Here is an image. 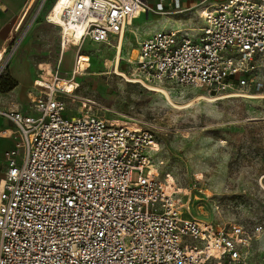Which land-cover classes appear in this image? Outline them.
<instances>
[{"label":"built area","instance_id":"built-area-1","mask_svg":"<svg viewBox=\"0 0 264 264\" xmlns=\"http://www.w3.org/2000/svg\"><path fill=\"white\" fill-rule=\"evenodd\" d=\"M168 3L176 10L167 11ZM196 5L201 25L149 34L125 60L131 75L148 89L195 87L220 96L248 88L258 96L264 90L255 79L264 59V0ZM191 8H183V0H75L73 21L88 26L77 42L70 34L68 44L111 45L143 14ZM63 21L71 23L65 15ZM4 57L0 94L14 87ZM59 83L58 72L35 81L33 115L0 109L24 145L21 160L17 148L10 151L1 185L0 264H253L263 224L250 231L188 215L152 174L156 134L137 119L64 116V96L71 93Z\"/></svg>","mask_w":264,"mask_h":264},{"label":"rangeland","instance_id":"rangeland-1","mask_svg":"<svg viewBox=\"0 0 264 264\" xmlns=\"http://www.w3.org/2000/svg\"><path fill=\"white\" fill-rule=\"evenodd\" d=\"M53 1L45 2L35 24L28 23L31 18L21 23L2 61L9 74L26 67L36 80L42 76L52 80L56 72L62 81L73 79L71 94L64 96V116L68 118L90 112L115 121L140 120L156 134L151 152L153 176L188 215L217 224H240L250 231L264 225V90L254 94L258 96L248 93V88L213 96L202 88L163 86L169 99L114 72L120 55L119 69L135 78L125 60L149 34L200 26L201 9L196 5L200 0H184L187 4L183 8H193L183 12L143 14L135 19L125 30L120 54L118 37H114L111 45L89 41L82 47L67 44L63 56L62 31L46 20ZM37 2L36 8L42 4ZM166 6L169 12L176 10L171 3ZM80 55L86 59L74 74ZM259 64L255 79L264 83V59ZM17 151L21 160L24 145H17ZM9 153L0 155V175ZM138 174L133 172V181ZM252 263L264 264V230L253 242Z\"/></svg>","mask_w":264,"mask_h":264},{"label":"crops","instance_id":"crops-1","mask_svg":"<svg viewBox=\"0 0 264 264\" xmlns=\"http://www.w3.org/2000/svg\"><path fill=\"white\" fill-rule=\"evenodd\" d=\"M38 0H1L0 7V60L5 52L10 48L12 42L16 39V34L23 21L27 22L29 18L31 24L37 19L39 12L43 9V5L47 0H41L44 4L36 8ZM55 0L53 1V3ZM52 3V5H53ZM183 0V6H186ZM50 6V8L52 7ZM36 8V9H35ZM49 8V10H50ZM48 10V12H49ZM47 12V13H48ZM36 22V21H35ZM34 22V24H35ZM23 33V32H22ZM68 44V42H67ZM68 45H61V56L64 55ZM11 79L16 83L12 90L5 91L0 94V109H15L26 115L35 114L32 107V99L35 94V81L32 72L26 67L19 68L16 73L10 72ZM22 144V138L19 129L9 119L0 115V155H4L7 151L17 148ZM7 166V165H6ZM6 170V167H5ZM0 175V184L4 179V172Z\"/></svg>","mask_w":264,"mask_h":264},{"label":"bare ground","instance_id":"bare-ground-1","mask_svg":"<svg viewBox=\"0 0 264 264\" xmlns=\"http://www.w3.org/2000/svg\"><path fill=\"white\" fill-rule=\"evenodd\" d=\"M74 1L75 0H55V2L53 3L52 7L50 8L49 12L47 13V15H49V20H47L50 24L59 27L61 29V24L65 25L64 21H63V16L65 15L67 19H69V21H71L70 25H65L63 34H64V45H67L68 42V37L70 34H73L72 36H74L76 38V42L78 41L82 30L84 29V27H87L88 25H86V21L84 22H80L79 20L77 21H73V19L76 17V13H75V9H74ZM133 24V23H132ZM124 36H125V30L118 35V50H119V54L122 50V44L124 42ZM86 59L85 56L81 57V60H79L80 65L79 66H83V64H81V61L85 62L84 60ZM119 62H120V55H118L117 58V65L115 68V73L118 76H122L125 79L131 81V82H139L136 78H131L129 77L125 72L121 71L119 69ZM50 72H47V75H49ZM71 82L70 81H66V79H63V81L61 80V83H59V85L61 87H63L65 89L66 92H72L71 90ZM151 90H155V91H160L162 93H164L169 99L170 95H169V91L164 88L163 86H152L150 87ZM209 99L210 101H213L214 99L212 98H208L206 96H201L200 99Z\"/></svg>","mask_w":264,"mask_h":264},{"label":"trees","instance_id":"trees-1","mask_svg":"<svg viewBox=\"0 0 264 264\" xmlns=\"http://www.w3.org/2000/svg\"><path fill=\"white\" fill-rule=\"evenodd\" d=\"M15 84H16V83L13 81V82H12V86H14ZM7 87H8V84H6V85L4 84V86L2 87V88H3L2 90L7 89Z\"/></svg>","mask_w":264,"mask_h":264}]
</instances>
